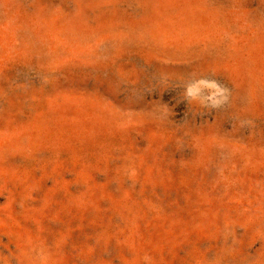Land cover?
Here are the masks:
<instances>
[{
    "label": "rangeland",
    "instance_id": "374dc122",
    "mask_svg": "<svg viewBox=\"0 0 264 264\" xmlns=\"http://www.w3.org/2000/svg\"><path fill=\"white\" fill-rule=\"evenodd\" d=\"M0 264H264V0H0Z\"/></svg>",
    "mask_w": 264,
    "mask_h": 264
}]
</instances>
